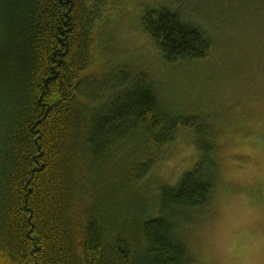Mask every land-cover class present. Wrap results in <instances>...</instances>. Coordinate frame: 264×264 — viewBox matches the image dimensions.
Returning a JSON list of instances; mask_svg holds the SVG:
<instances>
[{
    "label": "trees",
    "instance_id": "16d2710c",
    "mask_svg": "<svg viewBox=\"0 0 264 264\" xmlns=\"http://www.w3.org/2000/svg\"><path fill=\"white\" fill-rule=\"evenodd\" d=\"M125 1L0 0V264H192L184 233L208 213L218 134L175 114L149 74L98 61L100 26ZM187 1L141 18L163 66L211 52ZM182 130L197 164L156 207L142 183Z\"/></svg>",
    "mask_w": 264,
    "mask_h": 264
},
{
    "label": "rangeland",
    "instance_id": "374dc122",
    "mask_svg": "<svg viewBox=\"0 0 264 264\" xmlns=\"http://www.w3.org/2000/svg\"><path fill=\"white\" fill-rule=\"evenodd\" d=\"M162 1L126 0L108 13L97 59L110 67L124 59L149 74L175 114L196 115L218 134L208 213L184 233L192 264H264V10L255 4L256 10L240 11L236 0L229 7L224 0H188L197 10L188 15L212 42L211 52L192 66L166 67L140 25L144 12ZM94 69L99 77L104 67ZM197 161L192 139L182 130L142 183L156 207L161 189L175 188Z\"/></svg>",
    "mask_w": 264,
    "mask_h": 264
}]
</instances>
